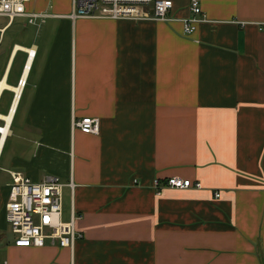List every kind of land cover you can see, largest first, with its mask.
Returning a JSON list of instances; mask_svg holds the SVG:
<instances>
[{
	"label": "crops",
	"instance_id": "0c3cea01",
	"mask_svg": "<svg viewBox=\"0 0 264 264\" xmlns=\"http://www.w3.org/2000/svg\"><path fill=\"white\" fill-rule=\"evenodd\" d=\"M171 1L170 22L0 17V264H264V0H199L188 37ZM9 172L61 179L73 248L15 245ZM171 177L202 188L157 194Z\"/></svg>",
	"mask_w": 264,
	"mask_h": 264
},
{
	"label": "built area",
	"instance_id": "2783aa9c",
	"mask_svg": "<svg viewBox=\"0 0 264 264\" xmlns=\"http://www.w3.org/2000/svg\"><path fill=\"white\" fill-rule=\"evenodd\" d=\"M31 0H0V17L14 20L18 17L29 18L30 22L39 17L29 14L27 5ZM72 20H127L158 22L176 21L171 0H73ZM190 10L193 16L181 20L184 35L190 36L197 30V25L206 19L199 0H191ZM23 85V82H21ZM75 129L84 134H98L100 120L83 117L75 120ZM12 178L10 194L6 205V220L17 247L42 248L46 245L60 248H73L76 240L83 236L78 231V218L72 214L65 221L63 191L65 184L57 176H46L41 182H34L18 172H9ZM70 187H73L71 182ZM153 187L157 194L166 189L186 190L201 189L200 182L190 179L171 177L163 181L156 179ZM219 197V195H217Z\"/></svg>",
	"mask_w": 264,
	"mask_h": 264
},
{
	"label": "bare ground",
	"instance_id": "6f19581e",
	"mask_svg": "<svg viewBox=\"0 0 264 264\" xmlns=\"http://www.w3.org/2000/svg\"><path fill=\"white\" fill-rule=\"evenodd\" d=\"M5 86H6L5 83L0 84V87H1V88L5 87ZM20 91H21V90H18L19 93H20ZM5 119H6L7 125H6V127L0 129V131L2 132V134H3V136H4V139H5V137L7 136V134H9V129H10L9 127H10V124H11L12 115H10V116H8V117H5Z\"/></svg>",
	"mask_w": 264,
	"mask_h": 264
},
{
	"label": "rangeland",
	"instance_id": "374dc122",
	"mask_svg": "<svg viewBox=\"0 0 264 264\" xmlns=\"http://www.w3.org/2000/svg\"><path fill=\"white\" fill-rule=\"evenodd\" d=\"M4 23H5V20L4 21L3 20H0V26L4 25ZM9 235H10V238L13 240L14 239L13 238V234L12 233H9Z\"/></svg>",
	"mask_w": 264,
	"mask_h": 264
}]
</instances>
